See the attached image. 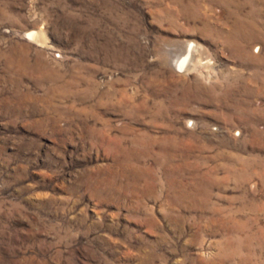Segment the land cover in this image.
Segmentation results:
<instances>
[{
	"label": "rangeland",
	"instance_id": "rangeland-1",
	"mask_svg": "<svg viewBox=\"0 0 264 264\" xmlns=\"http://www.w3.org/2000/svg\"><path fill=\"white\" fill-rule=\"evenodd\" d=\"M0 264H264V0H0Z\"/></svg>",
	"mask_w": 264,
	"mask_h": 264
},
{
	"label": "bare ground",
	"instance_id": "bare-ground-1",
	"mask_svg": "<svg viewBox=\"0 0 264 264\" xmlns=\"http://www.w3.org/2000/svg\"><path fill=\"white\" fill-rule=\"evenodd\" d=\"M30 35L33 37V38H38L39 37V34L36 32V31H31L30 32ZM193 49L192 46L189 47L188 51L189 53H191V50ZM185 63V59L182 61V65Z\"/></svg>",
	"mask_w": 264,
	"mask_h": 264
}]
</instances>
